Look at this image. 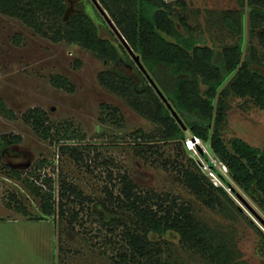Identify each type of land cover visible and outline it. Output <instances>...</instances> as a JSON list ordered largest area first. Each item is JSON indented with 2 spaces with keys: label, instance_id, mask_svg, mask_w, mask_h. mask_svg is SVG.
I'll list each match as a JSON object with an SVG mask.
<instances>
[{
  "label": "rangeland",
  "instance_id": "1",
  "mask_svg": "<svg viewBox=\"0 0 264 264\" xmlns=\"http://www.w3.org/2000/svg\"><path fill=\"white\" fill-rule=\"evenodd\" d=\"M90 1L108 25L105 27L93 5L87 3L100 33L117 37ZM186 2L195 33L214 45L236 39L237 32L224 22L232 19L229 9L242 6V51H246L250 36L246 4L237 0ZM252 39L257 52L264 56V47ZM128 63L124 64L126 69L136 77V69ZM107 65L106 59L78 42L54 40L48 32H38L18 17L0 11V96L13 112H0V138L3 134L7 138L19 135L17 140L0 145V150H7L0 152V264H116L112 255L122 241L121 225L116 220L103 221L97 199L103 195L104 184L112 186L114 192L118 190L122 170L142 188L167 190L187 200L196 217L213 230V240L222 248L220 256H229L231 251L238 253L235 264H264V237L254 228L264 231V209L228 176L226 167L201 139L189 147L183 138L185 153L194 155L214 182L223 183L200 149L208 154L235 186L236 191L228 185L226 188L240 210L232 205L207 206L182 181L176 165L162 162L163 158L179 157L178 140L157 139L154 150L143 145L136 151L137 141L146 144L148 137L156 136V124L101 82L97 72ZM53 73L65 76V84L53 83ZM227 102L222 136L238 135L264 148V107L236 94H229ZM33 105L41 107L47 116L50 128L46 135L24 117ZM63 142L76 145L81 155L74 157L62 150ZM17 150L22 155H17ZM61 177L76 185L82 200L74 194L61 197ZM49 190L56 204L60 198L64 200L63 213L56 206L52 214L41 204ZM109 216L106 213L104 218ZM163 236L168 240L163 256L171 260L170 264H213L198 249L180 243L176 234Z\"/></svg>",
  "mask_w": 264,
  "mask_h": 264
},
{
  "label": "trees",
  "instance_id": "2",
  "mask_svg": "<svg viewBox=\"0 0 264 264\" xmlns=\"http://www.w3.org/2000/svg\"><path fill=\"white\" fill-rule=\"evenodd\" d=\"M98 1L127 43L138 53L189 132L179 124L146 75L130 58L119 36L100 33L98 23L86 9L90 0H0V11L18 17L38 32H48L54 40L78 42L106 59L108 65L97 72L101 82L156 124V136L148 137L146 144L137 141L136 151H140L143 145L154 150L153 143L157 139L178 140L179 157L163 158L162 162L176 165L182 181L207 206L224 208L232 205L240 210L226 188L228 185L236 191L235 186L208 154L200 149L223 183L214 182L201 168L198 159L185 153L183 138L187 135L199 136L211 155L226 166L228 176L264 209V148L238 135L225 139L221 134L229 94L250 98L264 107V56L257 52V44L252 39L255 37L264 47V0H237L248 8L250 36L244 53L242 6L229 9L232 19L227 18L224 22L237 32L236 39L214 45L195 33L186 12V0ZM93 8L108 27L94 5ZM125 62L134 66L136 77L126 69ZM51 80L57 85L66 82L65 76L58 73L51 74ZM112 108L117 107L112 105ZM0 112L13 114L1 96ZM24 117L42 130V134L49 132L50 124L41 107L29 106ZM18 137L15 133L11 138L3 134L0 145ZM60 148L74 157L82 153L74 144L63 142ZM118 181L116 192L112 186L104 184L103 195L97 199L101 207L97 211L103 221L116 220L121 225L122 241L112 255L114 263L170 264L171 260L163 256V250L168 247L167 237L163 234L171 232L177 235L180 243L198 249L213 264H235L234 257L238 253L229 251L231 255L220 256L222 248L213 240V230L196 217L187 200L167 190L142 188L126 170L118 173ZM59 189L61 197L64 193L79 195L80 200L84 197L65 177L60 178ZM32 190L38 192L35 187ZM51 194L49 190L46 196H42L41 204L52 214L56 206L63 213L64 200L60 198L56 204ZM106 213L110 215L108 219L104 218ZM254 228L259 237H264L261 228Z\"/></svg>",
  "mask_w": 264,
  "mask_h": 264
},
{
  "label": "water",
  "instance_id": "3",
  "mask_svg": "<svg viewBox=\"0 0 264 264\" xmlns=\"http://www.w3.org/2000/svg\"><path fill=\"white\" fill-rule=\"evenodd\" d=\"M93 2L95 3V5L97 6V8L102 12V14L104 15V17L106 18L107 22L109 23V25L111 26V28L115 31V33L119 36V38L124 42L125 47L127 48V50L129 51L130 55L132 56V58L134 59V61L136 62V64L138 65V67L143 71V73L146 75L149 83L152 84V86L155 88L156 92L160 95V97L163 99V101L165 102V104L167 105V107L170 109V112L172 113V115L176 118V120L179 122V124L186 130V132H189L187 126L185 125V123L183 122L181 116L179 115V113L177 112V110L173 107V105L171 104V102L168 100V98L165 96V94L163 93V91L161 90V88L158 86V84L156 83V81L153 79V77L150 75V73L148 72V70L145 68V66L143 65V63L141 62V60L139 59V55L138 53H136L132 47L127 43V41L125 40V38L123 37L122 33L119 31V29L117 28V26L114 24L113 20L110 18V16L108 15V13L106 12L105 8H103V6L100 4V2L98 0H93ZM191 137H193V135H190ZM195 145H198V143L196 142Z\"/></svg>",
  "mask_w": 264,
  "mask_h": 264
},
{
  "label": "built area",
  "instance_id": "4",
  "mask_svg": "<svg viewBox=\"0 0 264 264\" xmlns=\"http://www.w3.org/2000/svg\"><path fill=\"white\" fill-rule=\"evenodd\" d=\"M192 135H193V137H191L190 135H187L184 138L186 145L189 146V147L192 146L193 144H195L196 142H199L200 141L199 136H197L196 134H192ZM222 165L224 167H226L223 163H222Z\"/></svg>",
  "mask_w": 264,
  "mask_h": 264
},
{
  "label": "flooded vegetation",
  "instance_id": "5",
  "mask_svg": "<svg viewBox=\"0 0 264 264\" xmlns=\"http://www.w3.org/2000/svg\"><path fill=\"white\" fill-rule=\"evenodd\" d=\"M6 151H7V150H5V149L0 150L1 153H5ZM16 152H17V155H22V154H21L22 152H21L20 150H17ZM18 161H19V162H22V160H18ZM18 161H17V162H18ZM7 163H8L9 165H10V164H11V165H14V164H13L12 162H10V161H7ZM14 163H16V161H15ZM11 165H10V166H11Z\"/></svg>",
  "mask_w": 264,
  "mask_h": 264
}]
</instances>
